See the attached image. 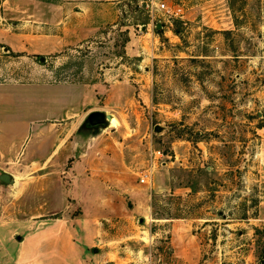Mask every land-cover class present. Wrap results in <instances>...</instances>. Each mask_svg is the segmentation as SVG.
Segmentation results:
<instances>
[{
	"label": "rangeland",
	"instance_id": "1",
	"mask_svg": "<svg viewBox=\"0 0 264 264\" xmlns=\"http://www.w3.org/2000/svg\"><path fill=\"white\" fill-rule=\"evenodd\" d=\"M54 1L0 0V264L55 217L102 264H262L264 0H119L79 41ZM57 82L84 87L82 113L30 114L25 84Z\"/></svg>",
	"mask_w": 264,
	"mask_h": 264
},
{
	"label": "crops",
	"instance_id": "2",
	"mask_svg": "<svg viewBox=\"0 0 264 264\" xmlns=\"http://www.w3.org/2000/svg\"><path fill=\"white\" fill-rule=\"evenodd\" d=\"M118 1L119 0L54 1L53 3H48L47 10H52L55 13L53 22L55 26L60 28V32L57 33L60 37L64 39V36L61 33L63 28H70L75 31L71 36L74 37L73 41H79L88 36H93L101 26L111 21V17L114 16L116 12L111 4ZM39 2L42 5L47 4L42 1ZM40 10L41 7H39L38 11L40 12ZM27 20L28 23H36L35 26L41 28L46 27L47 17L45 16L43 18L39 13L37 19L29 18ZM31 86L36 88L34 85ZM29 88L30 87L25 84V90L21 93L25 100V105L27 104L26 106L30 110V114H32L31 112H34L36 113L35 115L41 117L39 119L42 120L46 117L57 120L70 118L75 114L82 113L80 112L82 111L81 108L87 102L86 96H83L85 94L84 87L73 82L42 84L37 87L41 89L32 90ZM46 88H51L54 93H48V95L43 94L45 93L43 90ZM30 104L33 105L30 106ZM16 108L17 110H15ZM12 110L15 113L14 115L19 113L20 118L23 115L25 116V113L18 112L21 110L19 105H15V107L13 106ZM91 110L93 109H90L89 111ZM18 118L19 117H16V119ZM25 118H27L25 124L32 119L30 116H25ZM117 120L118 124L121 123L118 117ZM73 122L74 124H78V121L76 122L73 120ZM84 219L86 223H81L80 229L88 234L90 233L89 230L92 229V225L91 222H88L89 219ZM73 232L74 230L67 224L65 219L55 217L52 222L46 223L43 227H40L33 232H28V235L25 234L22 240L18 243V252L15 254L14 264H59L61 262L67 264L61 261L64 256H50L47 254V252H53L55 250L61 253H71L74 251L75 254L70 256L71 262L74 264H102L104 259L101 256V253L98 252L93 255V252H87L86 246L89 245V241L85 238V240H82L83 244L78 243L79 241L76 242L70 237ZM39 254L45 256L41 257ZM69 261L70 259L68 258V262Z\"/></svg>",
	"mask_w": 264,
	"mask_h": 264
},
{
	"label": "water",
	"instance_id": "3",
	"mask_svg": "<svg viewBox=\"0 0 264 264\" xmlns=\"http://www.w3.org/2000/svg\"><path fill=\"white\" fill-rule=\"evenodd\" d=\"M40 58H43L42 56ZM110 113L105 112L99 109H93L89 111L85 118L83 119V123L87 125H97V124H108V116ZM155 130H160L161 126L156 124L154 127ZM0 181L3 183H13V175L7 171H2L0 173Z\"/></svg>",
	"mask_w": 264,
	"mask_h": 264
},
{
	"label": "built area",
	"instance_id": "4",
	"mask_svg": "<svg viewBox=\"0 0 264 264\" xmlns=\"http://www.w3.org/2000/svg\"><path fill=\"white\" fill-rule=\"evenodd\" d=\"M151 5L155 4L157 7L159 8H163L164 10L170 12V13H175V14H181L183 8L180 5H176V6H170L166 1H162V0H158V1H154V0H150ZM147 5H149V3H147ZM147 176V174H142L140 175V180L143 181L145 180V177Z\"/></svg>",
	"mask_w": 264,
	"mask_h": 264
},
{
	"label": "trees",
	"instance_id": "5",
	"mask_svg": "<svg viewBox=\"0 0 264 264\" xmlns=\"http://www.w3.org/2000/svg\"><path fill=\"white\" fill-rule=\"evenodd\" d=\"M261 231H262L263 236H264V224H263V227H262ZM260 260H261L262 264H264V245H263V247L261 249Z\"/></svg>",
	"mask_w": 264,
	"mask_h": 264
}]
</instances>
